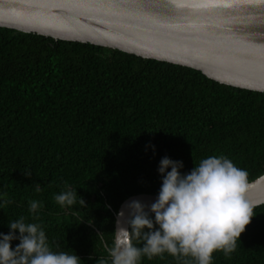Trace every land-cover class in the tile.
<instances>
[{
    "label": "trees",
    "instance_id": "obj_1",
    "mask_svg": "<svg viewBox=\"0 0 264 264\" xmlns=\"http://www.w3.org/2000/svg\"><path fill=\"white\" fill-rule=\"evenodd\" d=\"M211 155L226 156L251 181L264 174V93L189 67L0 27V205L12 201L0 207V232L24 216L42 223L54 251L96 264L107 258L97 236L112 244L121 203L157 195L161 158L183 161L187 172ZM65 184L86 207L55 203ZM32 200L43 205L36 214ZM141 264L183 259L165 253ZM212 264H264V204L236 251L214 253Z\"/></svg>",
    "mask_w": 264,
    "mask_h": 264
},
{
    "label": "water",
    "instance_id": "obj_2",
    "mask_svg": "<svg viewBox=\"0 0 264 264\" xmlns=\"http://www.w3.org/2000/svg\"><path fill=\"white\" fill-rule=\"evenodd\" d=\"M0 0V27L55 40L92 44L196 69L220 84L264 93V3L217 0ZM232 3V7H223ZM180 5H184L181 7ZM121 203L127 219L132 200ZM251 201L264 204V174Z\"/></svg>",
    "mask_w": 264,
    "mask_h": 264
},
{
    "label": "clouds",
    "instance_id": "obj_3",
    "mask_svg": "<svg viewBox=\"0 0 264 264\" xmlns=\"http://www.w3.org/2000/svg\"><path fill=\"white\" fill-rule=\"evenodd\" d=\"M183 168V161L161 158L157 170L162 180L155 199L150 203L130 201L126 220L118 213L110 246L105 234H98L107 258H98L96 264H141L145 257L152 260L165 253L183 259V264H212L214 253L229 257L236 251L260 206L248 197L253 183L248 171L224 155L203 158L187 172H182ZM23 174L31 177L28 170ZM35 190L41 191L40 184ZM54 201L62 209L77 202L82 208L87 206L68 184ZM11 202L4 199L0 207ZM42 207L32 200L29 212L36 214ZM8 227L7 234L0 232V264H82L72 250H53L42 223L26 222L21 216L10 220ZM13 241H18L15 247Z\"/></svg>",
    "mask_w": 264,
    "mask_h": 264
},
{
    "label": "snow or ice",
    "instance_id": "obj_4",
    "mask_svg": "<svg viewBox=\"0 0 264 264\" xmlns=\"http://www.w3.org/2000/svg\"><path fill=\"white\" fill-rule=\"evenodd\" d=\"M234 2H238L242 5H252L255 4L256 2H260V3H264V0H234ZM181 7H183L184 5H180ZM199 7H209V6H218L217 0H209L208 3H204V4H200L197 5ZM223 7H232V3H223L222 4Z\"/></svg>",
    "mask_w": 264,
    "mask_h": 264
}]
</instances>
